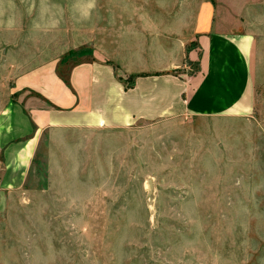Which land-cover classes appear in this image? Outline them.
<instances>
[{
    "label": "rangeland",
    "instance_id": "rangeland-1",
    "mask_svg": "<svg viewBox=\"0 0 264 264\" xmlns=\"http://www.w3.org/2000/svg\"><path fill=\"white\" fill-rule=\"evenodd\" d=\"M137 10V0H0V43L16 42L25 66L48 49L65 77L92 59L95 25H161L153 13L141 23ZM256 32L264 82V28ZM201 56L187 51L173 74L195 85ZM261 82L252 114L138 121L49 177L42 143L25 187L0 190V264H264Z\"/></svg>",
    "mask_w": 264,
    "mask_h": 264
},
{
    "label": "crops",
    "instance_id": "crops-1",
    "mask_svg": "<svg viewBox=\"0 0 264 264\" xmlns=\"http://www.w3.org/2000/svg\"><path fill=\"white\" fill-rule=\"evenodd\" d=\"M166 1L137 0L138 20L150 23L153 13L161 25H103V33L95 25L92 59L73 64L66 79L57 72L59 55L47 49L25 66L16 42L0 43V190L25 187L42 143L49 177L138 121L253 113L264 0ZM232 8L233 25H224ZM187 51L202 55L195 85L173 74Z\"/></svg>",
    "mask_w": 264,
    "mask_h": 264
},
{
    "label": "trees",
    "instance_id": "trees-1",
    "mask_svg": "<svg viewBox=\"0 0 264 264\" xmlns=\"http://www.w3.org/2000/svg\"><path fill=\"white\" fill-rule=\"evenodd\" d=\"M64 78L66 79V76Z\"/></svg>",
    "mask_w": 264,
    "mask_h": 264
}]
</instances>
